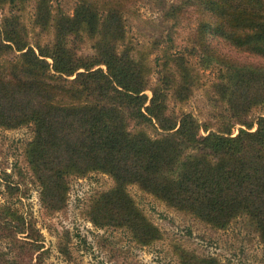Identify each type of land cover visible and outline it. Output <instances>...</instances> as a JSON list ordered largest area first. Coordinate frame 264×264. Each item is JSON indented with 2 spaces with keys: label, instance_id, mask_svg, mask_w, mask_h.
Here are the masks:
<instances>
[{
  "label": "trees",
  "instance_id": "16d2710c",
  "mask_svg": "<svg viewBox=\"0 0 264 264\" xmlns=\"http://www.w3.org/2000/svg\"><path fill=\"white\" fill-rule=\"evenodd\" d=\"M74 2L71 15L53 18L48 45L29 44L15 16L0 18V127H31L23 157L42 207L62 208L66 177L100 172L113 185L87 207L97 228H123L138 245L159 237L125 193L135 185L214 229L243 217L264 243V62L235 60L218 48L227 45L264 60V0H182L170 12L192 7L197 23L187 54L205 67L217 66L210 83L220 103L213 130L189 112L168 111V97L181 99L193 85L183 66L187 57L155 58L161 68L147 87L143 58L130 47H117L122 0ZM38 10L45 12L44 23V2ZM79 32L92 39V53L74 51L71 40ZM180 69L184 81L176 85ZM130 123L137 129L130 130ZM40 238L19 213L0 205V239L9 242L0 250V264H38ZM58 249L67 254L64 246ZM175 255L178 264H219L183 248Z\"/></svg>",
  "mask_w": 264,
  "mask_h": 264
},
{
  "label": "rangeland",
  "instance_id": "374dc122",
  "mask_svg": "<svg viewBox=\"0 0 264 264\" xmlns=\"http://www.w3.org/2000/svg\"><path fill=\"white\" fill-rule=\"evenodd\" d=\"M181 1L122 0L123 31L117 47H130L135 57L143 58L147 87L155 84L157 70L161 68V64H155V58L162 53L187 57L188 63L183 66L191 75L193 85L181 99L168 97V111L174 114L189 112L213 130L217 122L212 115L220 111V103L210 83L217 66L205 67L200 64L199 57L187 54L194 44L192 32L197 14L192 7L170 13ZM40 2L45 3L48 11L44 23L45 12L38 13ZM74 3V0L3 3L0 4V18L15 16L29 44L48 45L53 36V18L58 14L71 15ZM71 44L77 55L92 53V39L88 34L79 32L72 37ZM218 48L235 60L264 62L227 45ZM168 66L173 67L166 64V68ZM181 76L180 69L174 80L176 85L184 81ZM145 93L149 96L148 90ZM128 126L130 130L137 129L131 123ZM142 129L151 136L155 134L150 127L142 126ZM31 136L28 125L12 129L0 127V205L14 209L40 234L43 253L38 264H178L177 247L199 256H212L219 264H264V243L243 217L235 218L223 229H214L189 214L167 207L135 185H127L125 193L141 216L157 229V239L148 245H138L123 228L93 226L86 215L87 207L94 196L113 185L112 179L100 172L66 177L62 208L46 210L40 204L39 187L23 157V147ZM7 244L6 239H0V250L6 251ZM60 246L65 247L67 254L59 251ZM32 264L37 263L32 260Z\"/></svg>",
  "mask_w": 264,
  "mask_h": 264
}]
</instances>
